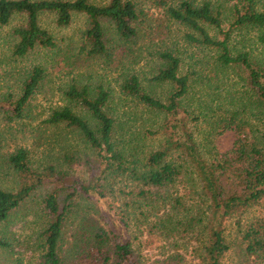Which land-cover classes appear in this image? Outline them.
I'll list each match as a JSON object with an SVG mask.
<instances>
[{
    "label": "trees",
    "instance_id": "16d2710c",
    "mask_svg": "<svg viewBox=\"0 0 264 264\" xmlns=\"http://www.w3.org/2000/svg\"><path fill=\"white\" fill-rule=\"evenodd\" d=\"M156 5L163 7L170 21L184 28V39L189 45L202 46L213 52L211 65L214 63L216 70L229 68L242 81L248 102L241 106L230 102V109L225 111L227 117L220 119L218 116L212 130L217 138L232 133L230 149L221 151L215 145L205 147L197 142L191 125L198 119L185 105L193 71L187 69L181 73V60L169 49L157 54L160 65L148 79L152 85L168 87L164 98L144 89L135 75L123 80L119 86L123 95L131 96L161 117L160 145L141 156L133 152L124 154V146L118 149L113 140L115 120L109 112L111 92L100 85L90 87L71 82L62 95L80 107L84 116L65 106L51 111L45 123H65L79 133L96 159L93 177L84 182H69L65 180L66 173L58 172L52 165L34 170L29 165L27 151L19 148L7 158L15 172L17 188L9 191L0 188L1 224L9 221L46 182L54 185L42 195L39 203L42 225L38 228L37 238L41 264H142L121 234L103 229L92 218H82L83 224L75 227L69 240L64 237L68 216L74 209V197L83 194L106 202L103 181L110 175L126 176L129 182L135 183L133 192L129 193L144 212L151 211L160 202L167 205L165 199L173 197L171 208L165 206L163 209L171 210L174 219L158 218L164 230L170 221L183 225V220L174 211L184 210V201L168 193L161 196L157 190L173 188L188 170L192 171L208 203L205 222L201 219L205 231L200 247L201 264H223L230 249L223 234L224 222L264 201V137H257L258 133L251 130L250 122L243 114L250 103L258 115L255 118L264 127V63L252 50L245 48L243 36L239 41L241 48L230 44L236 32H245L253 33L257 44L264 46V0H222L218 6L208 0H157ZM42 13L54 15L59 28L70 24L72 14H84L87 18L84 41L89 56H102L107 52L103 20L114 25L121 40L136 36L134 25L139 20L132 0H107L104 5H95L90 0H0L1 26L7 25L15 15H21L25 20L13 31V57H24L36 47L56 48L55 40L39 25L38 18ZM44 78L45 70L33 67L21 79L16 100L0 103V110L6 115L11 113V118L23 119ZM70 159L68 157L67 161ZM63 189L69 193L60 199ZM187 223L188 220L184 225ZM238 234L241 257L237 264H264V220L239 225ZM10 246L9 240L0 236V249ZM166 263L167 260L155 262Z\"/></svg>",
    "mask_w": 264,
    "mask_h": 264
},
{
    "label": "rangeland",
    "instance_id": "374dc122",
    "mask_svg": "<svg viewBox=\"0 0 264 264\" xmlns=\"http://www.w3.org/2000/svg\"><path fill=\"white\" fill-rule=\"evenodd\" d=\"M106 1L90 0L95 5H104ZM132 1L139 15L134 25L136 36L121 40L115 33L114 25L103 20L108 42L107 52L102 56L87 54L88 47L84 41L87 18L81 13L72 14L70 24L62 28L56 26L54 15L40 14L39 25L55 40L56 48L36 47L21 58L13 57L11 45L14 42L13 31L24 23V17L15 15L7 25H0V103L8 104V99L16 100L21 79L33 67L45 70V78L33 94L23 119L11 118V113L6 115L0 110V188L8 191L17 188L16 175L7 158L19 148L27 151L29 165L34 170L52 165L58 172L66 173L65 180L69 182H84L93 177L96 159L79 133L65 123H45L51 111L65 106L84 116L85 112L80 107L74 106L62 95V91L73 81L90 87L100 85L111 92L109 112L115 120L113 140L118 144V149L124 146V154L133 152L141 156L158 148L161 143L158 133L161 117L131 96L123 95L119 86L123 80L135 75L144 89L160 99L164 98L168 87L152 85L148 79L160 65L157 54L166 49L180 58L181 73L187 69L193 71L185 105L198 119L191 125L197 142L205 147L215 145L221 151L230 149L234 138L232 133L217 138L212 130L218 116H221L220 119L227 117L225 111L230 109V102L237 106L248 102L239 76L229 68L216 70L214 63L211 65V50L189 45L184 39V28L168 19L163 7L156 5L157 0ZM208 1L214 6L222 3V0ZM241 36L245 48L252 50L254 56L264 63V46L257 44L253 33L236 32L230 44H237L241 48ZM248 105L244 117L250 122L251 130L258 133L257 137H264V127L255 118L258 116L256 111L250 103ZM68 157L71 158L69 161ZM128 180L126 176L118 175H110L104 180L106 202H98L83 194L75 196L72 201L74 209L68 216L64 231L65 239L69 240L75 227L83 224L82 218L89 217L103 229L121 234L142 264L166 260V264H201L200 247L205 234L203 222L208 215V203L192 171L188 170L173 188L157 190L161 196L168 193L184 201V210L174 211L183 220V225L170 221L164 230L158 218L174 219L171 210L163 209L165 206L171 208L173 197L165 199L167 205L160 202L151 211L144 212V208L140 210L135 203L136 198L129 193L133 192L135 183ZM53 186L46 182L9 221L0 224V236L7 238L11 244L9 249H0V264H41L37 238L38 228L42 225L39 203L42 195ZM68 193L69 190H61L60 199ZM201 219L204 221L201 222ZM187 220L189 223L184 225ZM255 220H264V201L243 213L234 214L224 222L223 234L230 249L223 264L238 263L241 257L238 226Z\"/></svg>",
    "mask_w": 264,
    "mask_h": 264
}]
</instances>
